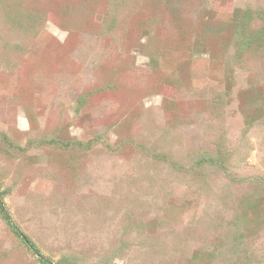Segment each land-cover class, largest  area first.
<instances>
[{"label":"rangeland","instance_id":"1","mask_svg":"<svg viewBox=\"0 0 264 264\" xmlns=\"http://www.w3.org/2000/svg\"><path fill=\"white\" fill-rule=\"evenodd\" d=\"M0 201V264H264V0H0Z\"/></svg>","mask_w":264,"mask_h":264},{"label":"trees","instance_id":"2","mask_svg":"<svg viewBox=\"0 0 264 264\" xmlns=\"http://www.w3.org/2000/svg\"><path fill=\"white\" fill-rule=\"evenodd\" d=\"M125 1V0H124ZM15 6V5H14ZM13 12L15 13L14 16V20L16 18H20L21 14L19 15V13H17L16 10H13ZM30 17V16H29ZM0 209L4 215V217L6 218V220L10 223V225L12 226V228L15 230V232L21 237V239L23 240V242L27 245V247L32 250L35 254L41 255V252L39 250V248L37 247V245L25 234H23L11 221L10 216L8 215V213L6 212L3 203L0 201ZM42 264H51L47 259L41 257L40 259Z\"/></svg>","mask_w":264,"mask_h":264}]
</instances>
